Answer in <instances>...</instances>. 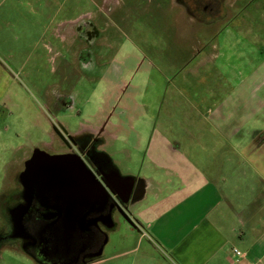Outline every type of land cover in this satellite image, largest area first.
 <instances>
[{"label":"rangeland","instance_id":"rangeland-1","mask_svg":"<svg viewBox=\"0 0 264 264\" xmlns=\"http://www.w3.org/2000/svg\"><path fill=\"white\" fill-rule=\"evenodd\" d=\"M208 1L188 6L183 0H70L77 5L71 15L87 12L89 17L83 21L96 29L81 41L88 53L85 60L76 57L74 61L73 37L66 40L46 35L41 40L25 41L23 36L22 41L18 35H10L5 9L10 13L21 10L23 17L33 15L24 6L15 8V0H7L0 7V90L7 89L12 103L1 106V127L9 129L2 131L0 160L8 155L2 146L20 150L48 139L50 115L37 83L41 88L57 81L65 88L76 86L80 90L73 108L56 111L70 130L88 124L90 114L96 112L103 114L92 121L99 126L114 105L111 120L121 117L123 127L108 151L123 174L156 172L150 171L152 165L146 157L149 146L176 145L178 138L186 146L195 144L192 135L216 129L210 120L219 113L228 115L224 129L263 127L264 0H215L218 8L214 15L204 8ZM220 31L223 33L218 36ZM27 43L30 45L24 47ZM89 64L96 71L78 82L79 65ZM116 66L120 71L117 76L121 75L118 84L111 87L104 79L93 94L90 88L96 82L89 80V75L100 70L107 76L111 71L116 74ZM9 73L12 80H8ZM124 81L129 84L127 91ZM108 87L114 94L102 101ZM232 99L243 103L231 106ZM229 106L235 109L234 115L229 114ZM108 129L115 134L116 128ZM134 129L137 137L127 132ZM203 141L210 143L206 138ZM148 199L138 204L135 213ZM118 218L120 223L109 234L103 258L95 264H126L143 253L145 245L136 253L120 254L134 247L132 234L136 231L124 218ZM14 251L4 254L2 264H33L24 251Z\"/></svg>","mask_w":264,"mask_h":264},{"label":"crops","instance_id":"crops-1","mask_svg":"<svg viewBox=\"0 0 264 264\" xmlns=\"http://www.w3.org/2000/svg\"><path fill=\"white\" fill-rule=\"evenodd\" d=\"M6 1L0 0V7ZM15 1V8L24 6L33 16L23 17L21 10L10 13L5 9L4 20L9 34L18 35L21 40L24 36L25 41L41 40L46 35L67 40L75 34L73 25L89 17L87 12L71 15L77 5L70 0ZM52 10L56 11L52 13ZM99 30H104L101 24ZM105 79L112 80L109 76ZM125 83L127 91L129 84ZM96 86L90 88L93 94ZM54 87L65 90L59 84ZM111 87L105 90L102 101L111 96ZM72 90L78 99L80 90ZM231 101V106L243 103ZM102 109L101 105L99 111ZM233 111L229 106L230 115H234ZM97 113L90 114L95 120H88L86 127L97 126L92 122L97 120L94 118ZM227 116L219 113L211 118L216 129L208 130L205 135L193 134L191 139L196 140L195 144L186 146L178 138L176 145L149 146L146 157L152 165L150 171L156 172L123 174L110 153L114 171L144 181V192L135 201L133 215L138 204L149 198L135 213L138 228L125 220L136 231L132 234L135 245L120 254L136 253L145 245L143 253L126 264H264V125L251 126L248 131L241 125L224 129L222 124ZM122 121L117 117L114 123L116 138L123 127ZM127 132L134 137L138 135L136 129ZM204 138L210 143L204 144ZM112 221L115 228L120 223L119 218ZM143 230L148 237L142 235Z\"/></svg>","mask_w":264,"mask_h":264},{"label":"flooded vegetation","instance_id":"flooded-vegetation-1","mask_svg":"<svg viewBox=\"0 0 264 264\" xmlns=\"http://www.w3.org/2000/svg\"><path fill=\"white\" fill-rule=\"evenodd\" d=\"M183 3L194 6L199 0H183ZM204 6L214 15L218 1L209 0ZM83 20L76 23L77 27L74 24L73 55L75 53L79 60H85L88 54L81 41L90 38L92 31L95 33L91 24ZM79 67L78 82L96 71L91 64ZM117 69L116 66V74L111 71L109 75L113 85L121 76H117L120 72ZM100 71L89 75V80L96 82L94 86L107 76L106 71ZM10 74L8 80L14 78ZM28 76L33 78L31 72ZM55 84L57 81L43 84L41 88L36 84L48 105V139L20 150L2 146L8 155L0 160V264L4 254L12 250L24 251L33 264L96 263L103 256L109 234L115 228L112 219L124 218L122 213L134 218L133 206L143 192L144 181L139 178L134 179L129 196L125 194L127 180L121 185L114 182V164L108 151L116 139L114 132L108 129V126L116 128L111 120L114 105L99 126L82 125L70 130L56 111H67L76 105L72 89L77 87L65 88L60 83L65 88L62 90L55 88ZM1 90L0 114L2 105L12 103L7 89ZM110 93L113 96V91ZM94 116L99 120L103 114ZM3 129L9 128L1 127L0 118V144ZM105 183L112 185L116 193Z\"/></svg>","mask_w":264,"mask_h":264},{"label":"water","instance_id":"water-1","mask_svg":"<svg viewBox=\"0 0 264 264\" xmlns=\"http://www.w3.org/2000/svg\"><path fill=\"white\" fill-rule=\"evenodd\" d=\"M114 176H115V183L117 185H121L124 179L129 180L128 186L126 187V191H125V194L127 196H129V194L131 192V189H132V186H133V183H134V177H132V176H123V175L120 174V172L117 169L114 171ZM105 184L114 193H116L115 190L113 189L112 185H109L107 183H105ZM143 192H144V190H143ZM119 204H122V202L120 201ZM122 215L127 220V222H129L133 227H136V228L139 227L138 223L136 222V220L129 213H122Z\"/></svg>","mask_w":264,"mask_h":264},{"label":"built area","instance_id":"built-area-1","mask_svg":"<svg viewBox=\"0 0 264 264\" xmlns=\"http://www.w3.org/2000/svg\"><path fill=\"white\" fill-rule=\"evenodd\" d=\"M142 235L148 237V233L145 230L142 231ZM235 251H236V253L241 254V251H239L237 249Z\"/></svg>","mask_w":264,"mask_h":264}]
</instances>
